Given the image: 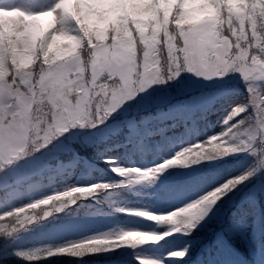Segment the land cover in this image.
<instances>
[{
	"label": "clouds",
	"instance_id": "1",
	"mask_svg": "<svg viewBox=\"0 0 264 264\" xmlns=\"http://www.w3.org/2000/svg\"><path fill=\"white\" fill-rule=\"evenodd\" d=\"M2 3L23 15L16 38L0 49V172L66 134L96 133L153 83L167 85L190 73L204 87L223 88L239 74L244 89L239 101L222 97L218 102L219 132L185 144L160 162L149 166L137 158L130 138L105 141L95 148V171L52 183L26 202L5 207L0 236L11 240L50 219L116 218L103 233L15 247L16 258L30 264L60 257L82 260L126 247L138 264H164L162 257L141 254L142 248L190 232L203 220L193 217L201 209L211 211L221 192L227 196L264 176V5L205 0V14L189 19L181 0H141L134 17L124 11L123 0L107 6L95 0ZM205 118L202 113L193 123ZM237 154L250 160L234 165ZM177 166L231 171L185 206L157 208L144 198L146 190ZM76 167L74 161L63 171L73 175ZM187 254V248L167 251L181 259Z\"/></svg>",
	"mask_w": 264,
	"mask_h": 264
},
{
	"label": "trees",
	"instance_id": "2",
	"mask_svg": "<svg viewBox=\"0 0 264 264\" xmlns=\"http://www.w3.org/2000/svg\"><path fill=\"white\" fill-rule=\"evenodd\" d=\"M112 2V0H104V1H97L95 2L98 6H107ZM141 1L139 0H131V16H135L138 11V5ZM169 3H174L173 0H170ZM257 5V2H255ZM205 0H199L197 4L188 6L186 5L183 9V15L189 19H199L201 18L205 12ZM16 38V34H14V38ZM6 46L4 41V35L0 31V49H3ZM244 92V89L238 88L234 89L231 88L230 91H228V94L226 97L230 96H236L241 95ZM220 100L213 103V105L209 108L208 113L212 112L216 113V109L219 107ZM170 102V101H169ZM169 102L160 103L162 106H168L170 104ZM126 113H129V117L124 120L120 125L122 130H131V119L134 121V125L136 127H146L147 125H153L155 121H160L162 124H169V122H173L176 120L183 119L184 120V126L183 128L176 129L179 132H175V130L168 131L167 133H164V136L167 138V140L173 141V140H181L186 139L191 133H197V123H193V121L190 120L191 115L186 116L187 114L183 115L180 110H177L173 114H170L169 107L166 109L162 108L161 106H152L150 110L140 109L135 107V110L132 111L131 106H126ZM206 111H199L197 115L204 114ZM163 114V117L160 115ZM133 115V116H131ZM172 116H175V118H172ZM207 117L203 120H206ZM191 125V127L189 126ZM112 138H115L114 136ZM154 138L153 144L157 146V139ZM139 145L142 147H146L144 149V152L151 151L149 148V144L146 143V141L141 137L138 136L137 138ZM114 140L108 139L107 142H111ZM116 141H121L120 138L116 139ZM161 144V143H159ZM92 146L86 147L84 150L80 145H76L77 150L71 151L66 153L65 155H61V160H68L75 158H83L86 160V164L82 159H80L77 163V167L75 168V171L78 169L80 170L78 175L84 174L86 172H92L96 170V163L89 164V161L92 162V159L95 158V156L92 157V153L94 152V148ZM159 147V146H158ZM245 159L247 158L246 154H237L233 159L232 163L234 165L239 164L238 161L240 160V163H243ZM74 160V159H73ZM71 160V161H73ZM59 161V160H58ZM59 164L56 161L55 164L51 163L50 169H47V173L39 178L38 183L39 186H44L49 183H60L62 182V179H69L70 175L67 172L63 171V168L61 170H56L53 168L58 167ZM65 166V165H63ZM67 166V165H66ZM103 165H101L102 167ZM61 167V166H59ZM64 168H70V167H64ZM231 171V169H224V170H210V171H193L190 169H185L181 166H177L174 168L169 169L166 173H164L159 182L155 185L154 188H151L147 191V195L144 197L149 202H156L160 199L161 195L160 192H165L166 196L169 199H176L179 203L184 202L188 198H192L195 196L202 195L206 190L209 189V186L212 187L215 186L214 181L220 180L221 178H227L228 173ZM254 187L259 188V192L257 194L258 199H253L248 201L242 202L240 210L235 211L234 210V201L235 197L240 198L241 195H246L247 197L250 195L251 190ZM0 190H4L5 188H2ZM11 189L6 190V195L14 201L15 205L20 204V201L25 198L24 194L18 195L16 194L15 198L12 195ZM44 190V189H43ZM264 194V176H257L256 178L252 179L249 182H246L245 184H242L239 188L233 189L229 192L227 196H224V194L221 192L220 196L218 197L216 204L214 207H212L211 211H208L207 209H201L200 212L194 216V219H199L200 216H203V220L200 221V223L197 225L195 229H192L190 232H180L175 233V237H179L181 239H191L195 240L196 242L193 245V248L197 246L199 243H204L205 241H209L211 239V236L218 232L219 230H223L226 234V236H232L234 240H238L240 238V235L238 232L231 228H223V217L227 213H230L236 220L237 227L241 228L242 225L240 223V219L243 215L247 213V209L250 210V213L252 215H255V221H254V229L252 230L253 236L262 237L264 235V207L260 203V199ZM7 207L0 203V211H3L4 208ZM246 208V210H245ZM245 210V211H244ZM86 217V216H85ZM85 217L81 218H63L60 220H51L46 224L39 225L37 228H32L30 231H26L25 233H22L20 237L16 240H11L5 237L0 236V250H10L15 247H31L36 244H39L41 241L44 240V238L56 236L53 240H61L62 237L68 234V236L73 237L75 235H79L81 233H84V230L81 231H74L69 227H66L65 229H60L62 226H66L69 224H73L74 221L84 222ZM101 221L92 223L94 226H91V228H102L109 224V218L107 220H104V217L100 218ZM41 226V229H40ZM71 231V232H70ZM70 232V233H69ZM64 233V234H61ZM59 234H61L59 236ZM67 237V236H65ZM216 239V238H215ZM264 240V238H261ZM222 252L224 255H226V252L224 251L222 245L220 246ZM226 257V256H225ZM106 259L103 258V254H94L90 255L88 257H85L84 259H77V258H69V257H60V258H49L48 260H43L39 262H32V264H107L105 261ZM0 264H30L28 261L24 260H15L14 258L9 259H0ZM123 264H138L136 261H125ZM232 264V263H229Z\"/></svg>",
	"mask_w": 264,
	"mask_h": 264
},
{
	"label": "rangeland",
	"instance_id": "3",
	"mask_svg": "<svg viewBox=\"0 0 264 264\" xmlns=\"http://www.w3.org/2000/svg\"><path fill=\"white\" fill-rule=\"evenodd\" d=\"M95 1H98V0H95ZM197 1L198 0H186L188 5H190L191 3H195ZM21 15H23V13H20V11L18 9L0 8V27L6 26L9 29L14 30V32H16L17 31V24L19 23ZM240 83L241 82L239 81V74H236V79H230L229 83L227 85H225L223 88H216V87L208 88V87L202 86L199 83V80L197 77L193 76L190 73H187L181 79V84H180L179 90H177L176 92L174 90L171 91V95L167 96L166 97L167 99H164V101H165V103L171 101L170 104H168V106H167V107H169L170 114H173L175 111L180 110V112H182L183 115L187 114L186 116H188V115L195 116L198 113V111H200V110L206 111V109H209L213 103L220 100L222 97H226L228 94V90H229L228 88H232L233 86H235L234 88H236L238 86V84H240ZM203 88H205V90ZM153 92H154V84H152L146 91L140 93L139 95L140 96L146 95V97H149L148 94H152ZM186 93L192 94V97L190 99L185 98L184 95ZM139 95L132 101V103H131L132 106L138 105L140 107V109H141V107L145 106L146 110L148 111L152 108V106H159L160 105V102L158 101L159 97H157V96L153 99L155 101L151 102L150 98L149 99L148 98L143 99V98L139 97ZM228 98H230L232 102H237L242 98V96L237 94L236 96H230ZM147 99H148V101H147ZM183 99H185V102H182ZM117 113H118V115L112 116L113 118H111L108 121V126L102 127L96 133L74 131L72 133H69V135H65V137L62 138L61 142H57L56 145H50L47 150H44L40 153H37L32 158H29V159H26L24 161L19 162L18 164L15 165L14 171L12 172V174L10 176H4L0 180V186H6V187L14 186L13 189L15 191H17L18 186L20 184H23L24 182H28L29 188L31 187L30 191L32 190L31 191L32 193L29 194V196H27V200H28L30 198V196L36 195V193L34 192L33 186L36 185L37 178L40 175H42L43 173H45L46 170L49 168L48 165H49L50 158L47 157L48 154L52 155V157L54 158V157H56V154L59 151H61V152L72 151V149H73L72 142H74L78 139L80 140L79 135L83 136L85 141L88 143L87 145L94 143V141L96 142L97 140H105L109 136V135H107L108 132H116L117 129H119L121 127L120 124L129 117V113L126 114V111L120 110ZM113 115H115V114H113ZM160 115L163 117V114H160ZM131 116H133V115H131ZM174 117L175 116H172V118H174ZM179 125L180 124L178 123L177 126H179ZM156 126L159 127V123H156ZM130 127L132 130V133H131L132 137L135 136V134H138L140 132V130H137V128H139V127H136L134 125V121L132 119H131V126ZM216 127L217 128L211 134H215V133L219 132V130H221L219 122H218ZM159 130H162V128H159ZM203 138H206V137L202 136V135H196V136L190 137V139L188 140L187 143L195 142L197 139H203ZM133 139H134V137H133ZM187 143H185V144H187ZM185 144L177 145L174 147L165 146L163 153H162L164 155V157H162V158L158 157L159 153H157V152L152 154L154 149H152V152L147 154L146 156H143L142 153H140L138 151V147L135 146L134 144L132 145L133 146L132 149H133V154L137 158L144 160L145 163H147L149 166H151V164L153 162H160V161H162V159L168 158L173 153L174 150H178L180 147L184 146ZM6 177H8L9 179H7ZM71 179H75V177H72ZM160 195H161V197L159 199V205L157 208L166 209V210H173L174 208L178 207L179 202H177L176 200H173V199H169L166 196L165 192L161 191ZM254 197H255V195H254V193H252L251 196H249L247 198V200L248 201L253 200ZM192 201H194V200H187L185 203H182L181 207L185 206L186 204H188ZM245 210H246V208H245ZM247 213H250L249 209H247ZM97 215H99V214H97ZM97 215L86 216L85 222H83L81 224L78 222H75L74 224L62 226L60 229H65L66 227H69V226H71L70 228H79L80 226L86 228L94 222L101 221L99 219H97V220L95 219ZM252 222H253V216H251V215H245V216L241 217V223L245 224L244 241L247 245L249 252L251 253L252 257L255 260V264H264V250H263V246H262L263 241L260 239H256V240L251 242L250 238H249V234H250V231L252 229V225H251ZM114 223H115V220L112 222L111 226L106 227L104 229L90 231V232H87L85 234L79 235L75 238H67L64 240L77 239L81 236H87V235H92V234H96V233H103L108 228L112 227ZM149 226L150 225L148 223H145L143 225V227H145V228H147ZM170 238L171 237H166L165 241L158 242L159 246L155 250L149 251L147 253H146V251H141V254L145 255L148 258H161L162 257L164 260V264H170V262L176 261L177 257L168 256L167 255L168 250L179 251V250H183L184 248H187L188 252H189L190 244L188 242L182 241L181 238L175 237V236H174V239L172 241L170 240ZM42 243H53V242H42ZM42 243H40V244H42ZM117 250L118 249H109L106 252V256L112 257L114 254L117 253ZM236 252H238V251H236ZM11 255H14V254L13 253L4 254V257H9ZM234 259L236 260V256Z\"/></svg>",
	"mask_w": 264,
	"mask_h": 264
},
{
	"label": "snow or ice",
	"instance_id": "4",
	"mask_svg": "<svg viewBox=\"0 0 264 264\" xmlns=\"http://www.w3.org/2000/svg\"><path fill=\"white\" fill-rule=\"evenodd\" d=\"M0 8H5V7L3 6L2 0H0ZM9 9H10V7H9ZM225 187H227V186H225Z\"/></svg>",
	"mask_w": 264,
	"mask_h": 264
}]
</instances>
